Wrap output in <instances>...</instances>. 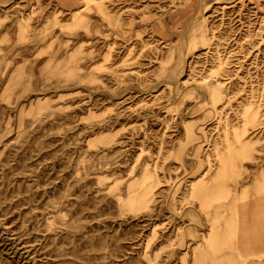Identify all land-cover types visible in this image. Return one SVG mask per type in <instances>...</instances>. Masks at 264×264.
Segmentation results:
<instances>
[{
	"label": "rangeland",
	"instance_id": "374dc122",
	"mask_svg": "<svg viewBox=\"0 0 264 264\" xmlns=\"http://www.w3.org/2000/svg\"><path fill=\"white\" fill-rule=\"evenodd\" d=\"M0 264H264V0H0Z\"/></svg>",
	"mask_w": 264,
	"mask_h": 264
},
{
	"label": "bare ground",
	"instance_id": "6f19581e",
	"mask_svg": "<svg viewBox=\"0 0 264 264\" xmlns=\"http://www.w3.org/2000/svg\"><path fill=\"white\" fill-rule=\"evenodd\" d=\"M192 2V1H191ZM189 3V2H188ZM188 6V5H187ZM197 15V14H196ZM198 15H200V14H198ZM197 15V16H198ZM202 17V16H201ZM190 18V17H189ZM194 19V18H193ZM197 21H198V19H197ZM191 22V21H190ZM189 22V23H190ZM193 22V21H192ZM195 22V21H194ZM193 25V24H192ZM187 26V25H186ZM188 27V26H187ZM190 27V26H189ZM192 39L194 40L195 39V37L193 36L192 37ZM183 75V74H182ZM183 77V76H182ZM144 190L142 191V194H141V196H139V197H135V198H131L129 201H128V204H130V206H134L136 203H144V196L145 195H147L148 194V185L146 184V185H144ZM141 198V199H140Z\"/></svg>",
	"mask_w": 264,
	"mask_h": 264
}]
</instances>
